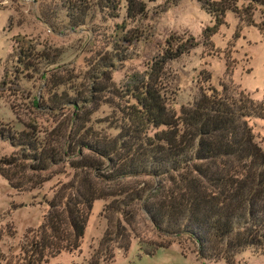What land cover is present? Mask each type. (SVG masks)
<instances>
[{
  "label": "rangeland",
  "instance_id": "rangeland-1",
  "mask_svg": "<svg viewBox=\"0 0 264 264\" xmlns=\"http://www.w3.org/2000/svg\"><path fill=\"white\" fill-rule=\"evenodd\" d=\"M205 1L0 0V130L20 135L31 126L36 140L117 139L126 88L146 75L167 41L187 48L166 64L170 105L177 114L208 86L203 82L207 73L214 88L230 81L264 102V7L251 5L255 24L239 22L226 11L216 28ZM93 87L104 91L89 102ZM249 125L264 150V119L252 118ZM14 152L20 149L0 137V161ZM72 159L80 158L61 157L41 173L48 180L30 190L12 189L0 175V250L5 255L19 252L25 232L42 225L56 189L79 174L70 166ZM144 180L122 184L142 188ZM110 200L94 202L78 252L63 251L45 264H86L97 255L108 225L102 210ZM136 210L134 230L126 227L129 249L115 247L113 260L98 264H226L203 263L196 244L185 237L154 251V242L166 238L158 237ZM234 264H264V253L247 248L235 255Z\"/></svg>",
  "mask_w": 264,
  "mask_h": 264
},
{
  "label": "trees",
  "instance_id": "trees-1",
  "mask_svg": "<svg viewBox=\"0 0 264 264\" xmlns=\"http://www.w3.org/2000/svg\"><path fill=\"white\" fill-rule=\"evenodd\" d=\"M239 1L249 4L238 6ZM252 4L264 7V0H206L204 8L217 28L226 11L255 24ZM186 50L167 41L146 75L126 88L117 139L36 140L31 126L20 135L0 130L1 138L20 149L0 161V175L17 191L41 186L48 180L41 173L61 157L80 158L69 160L79 174L56 189L42 225L25 232L19 252L0 250L3 264H45L63 251L78 252L94 202L107 199L100 253L86 264L112 261L115 247L129 249L126 227L134 230L137 208L158 237L166 238L154 242V251L185 237L196 244L203 263L234 264L235 255L247 248L264 253V150L249 125L252 118L264 119V102L230 81L214 88L207 73L208 86L177 114L170 105L166 64ZM103 91L91 88L89 102ZM139 177L145 178L142 188L122 184ZM8 235H14L12 228Z\"/></svg>",
  "mask_w": 264,
  "mask_h": 264
}]
</instances>
